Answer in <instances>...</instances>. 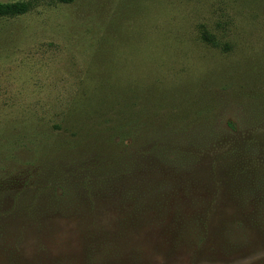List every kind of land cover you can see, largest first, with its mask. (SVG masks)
<instances>
[{
    "label": "rangeland",
    "instance_id": "1",
    "mask_svg": "<svg viewBox=\"0 0 264 264\" xmlns=\"http://www.w3.org/2000/svg\"><path fill=\"white\" fill-rule=\"evenodd\" d=\"M16 1L29 10L0 16V148L40 151L199 87L264 95V0L0 3ZM255 119L242 136L263 139ZM209 162L165 174L156 203L117 193L71 216L6 220L0 264H264V154Z\"/></svg>",
    "mask_w": 264,
    "mask_h": 264
},
{
    "label": "trees",
    "instance_id": "2",
    "mask_svg": "<svg viewBox=\"0 0 264 264\" xmlns=\"http://www.w3.org/2000/svg\"><path fill=\"white\" fill-rule=\"evenodd\" d=\"M28 10L27 2L0 3V16ZM263 104L259 93L245 98L199 87L165 111L143 103L123 121L89 124L40 151L25 144L0 148V224L71 216L87 202L117 193L156 203L171 189L165 174L182 176L205 158L238 167L264 154V138L242 136L264 115Z\"/></svg>",
    "mask_w": 264,
    "mask_h": 264
}]
</instances>
